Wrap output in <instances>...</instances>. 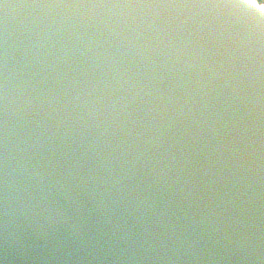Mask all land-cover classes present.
<instances>
[{
	"label": "clouds",
	"instance_id": "clouds-1",
	"mask_svg": "<svg viewBox=\"0 0 264 264\" xmlns=\"http://www.w3.org/2000/svg\"><path fill=\"white\" fill-rule=\"evenodd\" d=\"M0 264H264V9L0 0Z\"/></svg>",
	"mask_w": 264,
	"mask_h": 264
},
{
	"label": "snow or ice",
	"instance_id": "snow-or-ice-1",
	"mask_svg": "<svg viewBox=\"0 0 264 264\" xmlns=\"http://www.w3.org/2000/svg\"><path fill=\"white\" fill-rule=\"evenodd\" d=\"M252 2H253L254 4L259 5L262 9H264V7L261 6V5H264V4H261V3H260V0H252Z\"/></svg>",
	"mask_w": 264,
	"mask_h": 264
},
{
	"label": "bare ground",
	"instance_id": "bare-ground-1",
	"mask_svg": "<svg viewBox=\"0 0 264 264\" xmlns=\"http://www.w3.org/2000/svg\"><path fill=\"white\" fill-rule=\"evenodd\" d=\"M262 7H264V6L262 5Z\"/></svg>",
	"mask_w": 264,
	"mask_h": 264
}]
</instances>
